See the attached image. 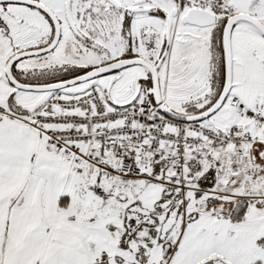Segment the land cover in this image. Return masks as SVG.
Returning <instances> with one entry per match:
<instances>
[{"label": "snow or ice", "instance_id": "6c2138e0", "mask_svg": "<svg viewBox=\"0 0 264 264\" xmlns=\"http://www.w3.org/2000/svg\"><path fill=\"white\" fill-rule=\"evenodd\" d=\"M0 264H264V0H0Z\"/></svg>", "mask_w": 264, "mask_h": 264}]
</instances>
